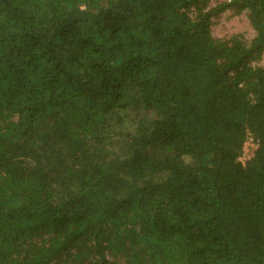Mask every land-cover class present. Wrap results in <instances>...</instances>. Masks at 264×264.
<instances>
[{
  "label": "trees",
  "instance_id": "16d2710c",
  "mask_svg": "<svg viewBox=\"0 0 264 264\" xmlns=\"http://www.w3.org/2000/svg\"><path fill=\"white\" fill-rule=\"evenodd\" d=\"M0 264H264V0H0Z\"/></svg>",
  "mask_w": 264,
  "mask_h": 264
},
{
  "label": "rangeland",
  "instance_id": "374dc122",
  "mask_svg": "<svg viewBox=\"0 0 264 264\" xmlns=\"http://www.w3.org/2000/svg\"><path fill=\"white\" fill-rule=\"evenodd\" d=\"M214 36L222 38L232 33H244L245 36L251 38L253 36V30L245 17H236L229 19H222L215 24L213 29ZM249 151V148L247 149Z\"/></svg>",
  "mask_w": 264,
  "mask_h": 264
},
{
  "label": "built area",
  "instance_id": "2783aa9c",
  "mask_svg": "<svg viewBox=\"0 0 264 264\" xmlns=\"http://www.w3.org/2000/svg\"><path fill=\"white\" fill-rule=\"evenodd\" d=\"M248 148H249V151H247ZM256 148H257V145L253 142L252 138L247 139L243 147V155L240 158V161L245 163L246 160L250 159Z\"/></svg>",
  "mask_w": 264,
  "mask_h": 264
}]
</instances>
